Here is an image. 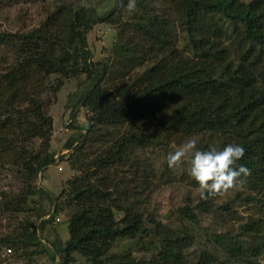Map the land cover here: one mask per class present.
I'll use <instances>...</instances> for the list:
<instances>
[{
    "label": "trees",
    "instance_id": "obj_1",
    "mask_svg": "<svg viewBox=\"0 0 264 264\" xmlns=\"http://www.w3.org/2000/svg\"><path fill=\"white\" fill-rule=\"evenodd\" d=\"M87 1L55 0L38 27L0 32V168L13 169L24 186L1 194L2 212L17 218L34 210L37 192L55 202L35 184L56 162L48 109L67 80L85 75L77 108L87 110L90 126L65 145L63 160L76 174L54 210H71L65 264L74 254L92 264H257L264 254V0H136L132 12L128 0H114L102 15ZM99 23L120 32L111 56L95 61L88 34ZM191 137L201 150L244 147L235 167L249 175L234 184L246 192L236 198L257 208L239 236L208 234L214 250L201 249L193 261L198 233L206 234L199 215L230 212L219 204L226 192L187 199L178 224H166L145 206L156 172L144 156ZM183 181L200 189L189 175ZM32 224L22 222L0 244L36 246ZM127 239L152 257L111 253Z\"/></svg>",
    "mask_w": 264,
    "mask_h": 264
},
{
    "label": "rangeland",
    "instance_id": "obj_2",
    "mask_svg": "<svg viewBox=\"0 0 264 264\" xmlns=\"http://www.w3.org/2000/svg\"><path fill=\"white\" fill-rule=\"evenodd\" d=\"M80 4L88 5L87 0H72ZM249 1V0H245ZM55 0H0V32L26 31L36 28L53 9ZM92 4L98 9L100 15L110 11L114 0H92ZM119 27L106 23H99L93 27L88 34L90 48L93 51V59L102 61L111 56L112 46L118 39ZM51 78V82L54 81ZM85 75L73 77L67 80L56 96L51 97L49 114L53 117L54 131L51 138L50 152L55 154L56 162L47 167L38 177L35 184L37 188L44 189L54 197L55 202L51 203L44 194L37 192L34 198V210L30 212H19L9 214L2 212L0 203V239L11 238L19 233V224L22 222H33L31 231L36 230L38 244L36 246L13 247L12 244L4 242L0 244V264H65V259L60 251L68 241L70 234L68 219L71 213L69 208L63 209L60 213L54 214L59 194L65 187V183L76 172L71 170L63 155L69 151L65 145L72 137L79 134H87L90 126L88 121L89 113L85 108H77V98L87 87ZM72 109L77 112L74 117ZM179 146L172 144L170 150L159 152L148 150L145 157L149 158L156 172L155 182L151 189L145 192L147 198L146 208L154 213L161 221L169 225L178 224L177 211L184 206L187 199H196L201 189L191 188L185 181L184 175L188 174V165L181 163L175 168H169L167 157L169 153L175 152ZM167 164V165H166ZM44 174V175H43ZM22 185L17 179L13 169L0 168V198L3 192H19ZM246 192L242 185H234L219 200V204L229 203L230 212L218 209L215 213L200 214V227L198 243L192 248L189 255L190 260H195V254L203 248L214 250L210 236L230 233L239 236L240 226L249 217L257 215L256 205L247 204L238 200L236 195ZM57 217L61 218L60 221ZM21 231V230H20ZM264 238V234L262 235ZM12 251L9 252L8 250ZM112 254L133 253L139 259H149L153 251L143 249L142 243L137 240H120L111 250ZM257 264H264V254L259 256ZM67 264H92L79 254H74L73 260Z\"/></svg>",
    "mask_w": 264,
    "mask_h": 264
},
{
    "label": "clouds",
    "instance_id": "obj_3",
    "mask_svg": "<svg viewBox=\"0 0 264 264\" xmlns=\"http://www.w3.org/2000/svg\"><path fill=\"white\" fill-rule=\"evenodd\" d=\"M126 7L129 12L134 11L136 0H128ZM198 144V137L188 138L178 150L169 153L167 164L169 168H175L186 163L189 176L201 189L202 199L227 192L239 178L249 175L245 166L235 167L245 155L242 145L227 144L222 149L210 146L208 150H201Z\"/></svg>",
    "mask_w": 264,
    "mask_h": 264
},
{
    "label": "built area",
    "instance_id": "obj_4",
    "mask_svg": "<svg viewBox=\"0 0 264 264\" xmlns=\"http://www.w3.org/2000/svg\"><path fill=\"white\" fill-rule=\"evenodd\" d=\"M60 219H61V218L57 217V220H58V221H60ZM8 251H9V252H11L12 250H11V249H9Z\"/></svg>",
    "mask_w": 264,
    "mask_h": 264
}]
</instances>
